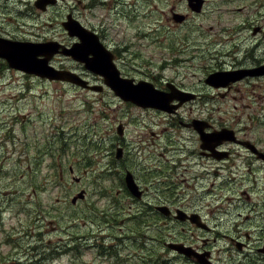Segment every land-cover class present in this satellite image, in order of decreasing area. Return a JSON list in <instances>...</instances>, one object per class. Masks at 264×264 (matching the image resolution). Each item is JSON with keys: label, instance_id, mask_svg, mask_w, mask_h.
<instances>
[{"label": "rangeland", "instance_id": "rangeland-1", "mask_svg": "<svg viewBox=\"0 0 264 264\" xmlns=\"http://www.w3.org/2000/svg\"><path fill=\"white\" fill-rule=\"evenodd\" d=\"M61 1L65 8L58 13L35 6L31 14L19 3L10 15L16 33L61 41L67 38L61 21L73 13L114 51L123 76L177 86L195 97L161 113L123 101L108 87L93 92L19 71L6 69V77L1 72L0 120L8 125L0 126V264L37 259L41 264H153L150 253L158 263L198 264L163 239L189 246L192 258L202 253L215 264H264L255 250L264 237V0H204L202 11L187 0ZM10 16L0 10V22ZM52 63L70 72L85 69L64 55ZM96 76L89 79L103 84ZM22 114L34 133L29 145L18 139ZM195 119L211 124L213 133L242 128L245 148L230 144L232 157L221 152L206 159L212 154L201 148ZM13 124L16 132L7 131ZM17 146L28 152L36 170L32 217L40 215L46 224L28 243L38 247L34 258L16 254L15 246L4 242L6 234H22L18 228L32 218L29 172L28 177L17 172L27 168L26 162L22 167L16 162ZM46 148L49 155L43 157ZM186 154L190 158L178 163ZM223 158H230L231 170L223 168ZM127 171L148 189L147 207L135 211L140 204L126 187ZM178 197L186 208L175 203ZM170 201L199 214L210 229L170 220L155 209Z\"/></svg>", "mask_w": 264, "mask_h": 264}, {"label": "flooded vegetation", "instance_id": "flooded-vegetation-1", "mask_svg": "<svg viewBox=\"0 0 264 264\" xmlns=\"http://www.w3.org/2000/svg\"><path fill=\"white\" fill-rule=\"evenodd\" d=\"M0 1H2V2H4V4L2 5V7L0 8V10L2 11V12H4V13H6L8 16H10L11 14H15L16 12H17V5L20 3L22 6H23V8H24V10L25 11H28L29 13H31V14H33L34 13V8H35V6L36 7H38V8H42V10L43 11H47V10H50V8H53L54 9V12H56V13H58V10H60V9H64L65 8V6H63V5H61L60 4V2H62L61 0H0ZM12 2H14V6H12ZM187 2H188V4L192 7V8H195V9H199V11H202V9L204 8V5H205V1L204 0H187ZM16 7V8H15ZM75 15L73 14V13H68L67 15H66V17H65V19L63 20V21H61V26H62V28H63V30L66 32V35H67V38H64L63 40H61V41H58L57 39H46V40H44V41H34V40H30V39H28L27 38V36H19L17 33H16V28H17V26L18 25H16V26H12V17L10 16V17H8V19H6V20H4V21H1L0 22V44L1 45H4V46H7V45H10V44H13V42H15V41H17V42H38V43H44V44H47V43H52V42H56L59 46H58V50L53 54V56L50 58V60H49V62L53 65V63H52V61L53 60H56V59H59V57H61L62 55H64L66 58H69V59H71V60H73V61H75L76 63H78L80 66H84V68L86 69H84V72H80V73H78V72H76L75 70H73V72L74 73H76V74H78L82 79H84V80H86L87 81V83H88V85L89 86H86V87H84V86H82V85H78V84H75V83H72V82H68V81H63V80H59V81H63V82H68V83H72V84H75V85H78V86H80V87H83V88H88V89H90V91H97V90H100V91H102L103 89H104V87H108V88H110L106 83H105V77L103 76V75H101V74H99V73H95L94 71H92V70H90V69H88L87 67H86V64H85V62L84 61H80V60H78V59H76V58H74V56L72 55V54H70V49H74V48H76L77 50H78V52H79V55H85L86 54V52H87V50L89 51V53L87 54V56L88 57H93V54H95V53H97V51L99 50V42L100 43H102L112 54H114V61H115V64H116V66H117V68H118V70L120 71V73H121V70H120V68L118 67V65H117V63H116V60H115V53H114V51H112L111 49H110V47H108L104 42H103V40H102V38L100 37V35H99V33L97 32V30L95 29V28H93V27H91V26H88V25H86L84 22H82L77 16L76 17H74ZM179 17V18H178ZM176 18H178V19H182L183 17L182 16H176ZM4 22V23H3ZM29 25V23L28 22H25V23H23V26H28ZM91 32H93L94 34H96L97 36H95L93 33H91ZM94 36V37H93ZM87 44V45H86ZM90 44V45H89ZM3 46V47H4ZM49 46H51V45H49ZM90 46V47H89ZM97 46V47H96ZM3 47H2V49H0V75H1V72H2V74H3V76H7V74H6V69H8V70H10V71H15V72H22V73H25V74H29V75H32V76H38V75H35L34 73H29V72H27V71H25V70H22V69H17V68H14V67H11L10 65H9V62H8V60H7V58L3 55V54H1L2 52H3ZM80 47V48H79ZM64 48H67V49H69V52H67V53H63L62 51H63V49ZM95 50V51H94ZM84 52V53H83ZM261 64H264V61H262V63ZM56 69H58V70H67L68 71V68L66 69L65 67H62L61 68V65L59 66V68L58 67H56L55 65H53ZM248 72L250 73V72H252V71H250V70H248ZM96 74V75H98V76H96L97 78H99V79H103V84H96V83H93V80H91V79H89V77L90 76H93V74ZM121 76H123L122 75V73H121ZM38 77H40V76H38ZM123 77H126V78H132V77H127V76H123ZM40 78H43V77H40ZM43 79H48V78H43ZM133 79H135V78H133ZM142 80V79H141ZM56 81H58V80H56ZM138 81H140V80H136L135 79V82H138ZM144 81H147V80H144ZM148 82H150V81H148ZM229 82V81H228ZM152 83V82H151ZM91 86H100L101 87V89H92L91 88ZM160 92H171V89H170V87L167 85L166 86V88L164 87V85H159V87L158 86H156V85H154ZM176 87V89H178V90H180V91H182L181 89H179L177 86H175ZM111 89V88H110ZM112 90V89H111ZM183 92H185V91H183ZM115 93V92H114ZM15 96H18V94H15ZM118 96V95H117ZM120 97V96H119ZM121 98V97H120ZM122 99V98H121ZM192 99H194V98H192ZM123 100V99H122ZM191 100V99H190ZM123 101H125V100H123ZM180 100L179 99H174L172 102H171V104H175L176 105V107H174L172 110H166V111H169V112H172L174 109H177V106L179 105H181V104H183L184 102H179ZM186 101H188V100H186ZM126 102H130V101H126ZM138 107H140V106H138ZM142 108H148V109H154V110H158V111H160L161 113L162 112H164L165 110L164 109H160V108H156V107H151V106H147V107H142ZM161 110H164V111H161ZM15 119V118H14ZM22 119H23V125H22V129L20 130V133H21V137H18L19 135L18 134H16V137H18V139L19 140H21V139H24V144L25 145H29L30 144V141H33V136H34V133H32V136L30 135V133H29V120L30 119H28V115H25V114H22ZM17 121V120H16ZM193 123H196V124H194L193 126L195 127V129H197L198 130V132L200 133V131H199V129L201 128H203V133L205 134V136L207 137V143L208 144H210V143H214L215 141V138H213V136H212V134H213V132H210V131H208V130H210V128H211V124L209 125V123L208 122H206V121H198V119H195L194 121H193ZM25 124H28V126H26V128H25ZM188 123H185L184 125L187 127H190L189 125H187ZM8 125V121L7 122H5V124H3V122H1V120H0V126H7ZM195 125H197V127L198 128H196V126ZM15 124H13L12 126H11V131L10 130H8L7 129V131H9V132H16V129H15ZM120 129H121V131H122V133H124V125L123 126H121L120 125ZM189 129H191V128H189ZM212 129V128H211ZM191 130H193V129H191ZM233 130V129H232ZM234 132H233V137H234V139H229V140H226V139H224L223 141H222V143H220V144H218V145H221L220 147L224 150V151H220V150H218L216 147L218 146H216L215 148H214V150H211V149H207V148H203L202 147V143H203V141H202V139H201V148L202 149H206V150H209V151H211V154L212 155H209V158H206V159H210V156L211 157H217V156H219V155H221L222 153L221 152H229V155L232 157V155H231V152H232V148H230V144H238L241 148H245V146H243L244 145V139L242 138L243 136H241L242 135V132H243V130H242V128H239V127H235V130H233ZM225 133L226 132V129L224 128V129H222V130H216V131H214V133L216 134V133ZM164 133L165 132H160V134H159V136H161V135H164ZM5 135H7V133H5ZM245 135V134H244ZM33 137L31 140H29V137ZM158 136V137H159ZM200 136H201V133H200ZM168 138H169V136H167ZM201 138V137H200ZM242 138V139H241ZM29 140V141H28ZM28 141V142H27ZM13 143L15 144L16 142L15 141H13ZM241 144H243V145H241ZM229 146V147H228ZM19 149L18 151H17V156L19 157V158H17L16 159V162L18 161V163H20V165H21V167H22V163L23 162H26L27 163V165H26V169H24V171L23 170H20V171H17L18 173H19V175L21 176V177H30V186H31V191H30V198H28L27 197V200L31 203L30 204V207H31V209H32V211H30L29 209V211H28V214L32 217V215H33V209H34V193H35V189L33 188V176H34V173H36V170H34V168H33V170H32V158L28 155V152H27V154H25V151L24 150H22V149H20L19 148V146H17L15 149ZM186 148V150L189 152V149H188V146H186L185 147ZM225 148L227 149V151L225 150ZM253 149H254V147H253ZM46 151H44L43 153H42V155H43V157L44 156H47V155H49V153H48V149L46 148L45 149ZM244 150H246V151H248V149H244ZM251 151V150H250ZM118 153H119V150L117 151V154H116V158H122L123 157V155H124V149L122 148V150H121V155L120 156H118ZM201 153H203L202 155H208V154H210L208 151H203L202 150V152ZM193 154V153H192ZM259 155H260V153H259ZM190 156L191 155H188V154H186L185 156H181V157H178L179 159H178V163H181V162H183L184 160H188L189 158H190ZM264 156V155H263ZM262 156V157H263ZM228 157V154H227V156L225 157V158H227ZM230 157V158H231ZM225 158H223L224 160H223V162H224V164H222V166H223V168L224 169H229V170H231V166H232V162H230V158L229 159H225ZM259 159H261V158H259ZM166 160H169V158H167ZM261 160H263V159H261ZM260 160V161H261ZM258 161V160H257ZM262 162V161H261ZM177 164V163H176ZM188 164V163H187ZM261 164H263V166H264V160H263V163H261ZM69 171L71 172V173H73L74 171H75V169L73 168V167H71V166H69ZM25 172H29V174H28V176L25 174ZM128 172H130V171H127V173ZM132 173V172H131ZM133 174V173H132ZM134 175V174H133ZM198 176H200V175H197V176H195V178L196 177H198ZM78 178V181H80V177H77ZM125 182H126V180H125ZM126 187L129 189V191L131 192V190H130V188H129V186L127 185V182H126ZM139 189L142 191L141 192V195H140V197H135V198H137L138 199V201H137V204L139 203L140 204V206H137L136 208H135V211L136 210H138V209H140L141 208V206L143 205V204H145L146 205V207H147V204H150V202H149V200L150 199H147V198H145V195L147 194V193H149V191H148V189L147 188H145V189H142V188H140V186H139ZM19 191H16V193H18ZM4 194H7L8 195V193L6 192V193H4ZM131 194H132V192H131ZM86 197V195H84V198ZM134 197V196H133ZM152 197H153V199L154 200H158L159 199V194H158V192L157 191H154V192H152ZM17 198H19V197H17ZM175 203L178 205V207H179V205L181 204V206L183 207V208H186V206H185V202H180V198L178 197L177 199H176V201H175ZM173 201H170V206L169 205H155V209L158 211V212H160V213H162V214H164V216H166L167 218H169L170 220H171V218H173V219H177V220H179V221H181V222H190V223H192V221H191V216L193 215V212H188V211H185V210H183V209H181V208H177V205L175 204ZM21 204V209L20 210H22L23 209V207H24V204L23 203H20ZM161 207H166L167 209H168V214L167 213H165V212H162L161 210H160V208ZM181 211V212H180ZM0 213H1V211H0ZM171 217V218H170ZM44 220H45V218H41L40 217V215H36L34 218L32 217L31 218V223H29V224H27V226L25 227L24 225H21V227L22 228H18V232L21 230V229H23V233L22 234H20L18 237H15L13 234H11V233H9V234H6V240L4 241L5 242V244H7V245H11V246H15L14 247V251H16V254L17 253H20V254H22V255H29V257L30 258H34V255H35V253H38L37 251L35 252L34 250H35V248H38V247H35L34 245H32V246H30V245H28V243L30 242V240H34V236L35 235H38V231H37V233L36 234H34V231L35 230H37V228H40L41 226L42 227H44V226H46V224H44L43 222H44ZM152 221V220H151ZM147 223H149V222H147ZM2 225H5V222L4 223H1ZM143 224H145L146 225V223H143ZM150 224V223H149ZM14 229H17V228H14ZM210 229V228H209ZM129 230L130 231H133L134 230V228L133 227H131V228H129ZM262 231H264V228L262 229ZM264 233V232H263ZM39 239V238H38ZM40 240V239H39ZM24 241H25V243H24ZM121 241H123V239H121ZM232 241H240L239 239H234V238H232ZM170 242H174V241H170ZM47 244L49 245V241H47ZM246 244V243H245ZM247 245V244H246ZM257 246V248H255V250H256V253L258 254V255H260L261 257H263L264 258V251H263V249H264V237H263V245L261 244V245H256ZM261 246V247H260ZM45 247V246H44ZM47 249H49V248H47ZM46 249V250H47ZM45 254V253H44ZM44 254L42 255L43 257H44ZM41 262H42V260L40 261V260H34V263L35 264H41ZM196 263H198V262H196ZM198 264H200V263H198Z\"/></svg>", "mask_w": 264, "mask_h": 264}, {"label": "water", "instance_id": "water-1", "mask_svg": "<svg viewBox=\"0 0 264 264\" xmlns=\"http://www.w3.org/2000/svg\"><path fill=\"white\" fill-rule=\"evenodd\" d=\"M94 35L97 36L96 34ZM3 46L4 45L0 44V49H2ZM58 46L59 45L56 42L44 44L38 42L15 41L13 42V44L4 46L3 52L1 54H3L7 58L11 67L22 69L29 73H34L35 75L43 78H48L50 80H63L82 85L84 87L89 86L87 81L82 79L78 74L67 70H58L49 62L50 58L58 50ZM98 48L99 50L97 51V53L93 54V57L87 56V54L89 53L88 50L85 55H79V52L76 48L70 49V54H72L74 58L80 61H84L88 69L94 71L95 73L103 75L105 77V83L115 92L116 95L120 96L123 100L130 101L142 107L151 106L164 110H172L174 107H176L175 104H171V102L175 98L179 99L181 102H184L195 97L194 94L180 91L173 86H170L171 92H160L151 82L144 80L135 82V79L133 78H126L121 76V73L114 61V54H112L100 42ZM62 52L67 53L69 52V49L64 48ZM229 80L230 79L226 80V84ZM91 88L101 89L100 86H91ZM195 126L196 128H198L197 125ZM202 130L203 128L199 129L201 133V139L203 141V148L214 150V148L218 144L222 143L224 139H234L233 130H226L225 133H213L212 136L213 138H215V142L208 144L207 137ZM119 133H122L121 129H119ZM120 155L121 149H119L118 153V156ZM126 182L132 194L140 197L142 191L139 189V185L137 184L132 173H127ZM82 194L83 193H81L79 196L83 197ZM75 200L76 198L72 199V202L74 203ZM160 210L168 214V209L166 207H161ZM191 221L196 222L197 225L209 230L208 225L200 222L199 214L192 215ZM168 246L179 253H183L188 258L193 257L189 246H184L183 244L172 242H169ZM193 254H195L196 256V262L200 264H214L210 260L205 258V254L202 255V253L197 254L195 252Z\"/></svg>", "mask_w": 264, "mask_h": 264}, {"label": "trees", "instance_id": "trees-1", "mask_svg": "<svg viewBox=\"0 0 264 264\" xmlns=\"http://www.w3.org/2000/svg\"><path fill=\"white\" fill-rule=\"evenodd\" d=\"M144 223H146V226H144L145 228H147V229L151 228V224L147 223L146 221ZM161 242L165 246H167L168 242H170V241L167 242V240L163 239V240H161ZM150 256H151V261L153 262V264H168L166 259H163L161 263H158V257L156 255V253H150Z\"/></svg>", "mask_w": 264, "mask_h": 264}]
</instances>
